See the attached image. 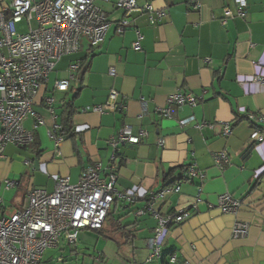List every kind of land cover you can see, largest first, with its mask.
<instances>
[{
  "label": "crops",
  "instance_id": "0c3cea01",
  "mask_svg": "<svg viewBox=\"0 0 264 264\" xmlns=\"http://www.w3.org/2000/svg\"><path fill=\"white\" fill-rule=\"evenodd\" d=\"M116 1L95 2L109 21L101 44L90 53L88 42L81 39L77 55L61 58L39 91L33 110L43 124L33 130L34 119L24 122L26 129L37 134L39 154L7 146L0 158V182L16 178L15 188H19L26 180L22 202L13 211L24 208L29 190L52 192L59 177L75 184L89 166L100 164L99 176L107 180L112 165L108 141L129 126L133 134L143 130L146 137L139 145L118 149L121 166L116 169V190L134 194L138 200L128 203L116 198L101 231L80 230L102 240L93 253L88 247L79 251L78 236L72 244L62 239L57 263L169 264V257L175 255L174 264H264V138L258 140L256 130L260 129L251 128L244 118L264 115V84L253 81L257 76L264 78V0H246L245 17L228 19L225 25L220 22L223 9L234 12L232 0H199L197 11L190 8L192 0H136L139 7L151 4L165 11L166 17L154 24L145 13L125 15L115 9ZM123 20L127 25L119 34ZM86 57L89 68L82 85L71 82L66 92L56 90L55 83L67 78L68 67ZM110 69L114 76L109 75ZM77 89L72 125L78 134L56 147L51 136L62 132L63 105ZM110 91L117 93L115 103L123 107L91 111L107 103ZM176 93H190L198 103L169 107L167 100ZM45 98L53 99V116ZM167 108L171 117L160 112ZM189 118L191 122L179 125ZM224 123L233 128L225 138L221 135ZM201 124L212 128L199 129ZM76 146L82 156L79 162ZM7 148L9 156H5ZM221 152L228 163L218 167L214 156ZM191 165L203 177L184 178L178 193L165 194L152 209L163 217L182 210H190L192 216L163 232L158 239L161 259L149 261L148 240L157 222L147 211L148 195L175 181L180 171L165 179L171 169ZM3 192L7 191L1 189V196ZM222 194L240 200L236 213L222 214L215 208ZM209 205L214 208L208 209ZM139 211L143 214L138 215ZM236 221L248 224L244 238L232 237Z\"/></svg>",
  "mask_w": 264,
  "mask_h": 264
},
{
  "label": "built area",
  "instance_id": "2783aa9c",
  "mask_svg": "<svg viewBox=\"0 0 264 264\" xmlns=\"http://www.w3.org/2000/svg\"><path fill=\"white\" fill-rule=\"evenodd\" d=\"M111 3V0H7L0 5V158L3 157L8 145L22 148L28 146L33 139V130L43 124L33 110L36 97L48 80V75L55 65L65 56L76 54L80 50L82 37L86 38L89 47L94 49L103 41L109 27L107 14L95 2ZM235 11L223 9L221 24L235 17L246 15V0H232ZM113 7L128 15L140 12L148 15L150 23L160 22L166 17L165 11L156 10L151 4L139 7L136 0H117ZM190 8L199 10V0H192ZM26 22L29 30L26 34L16 31V24ZM35 23L32 29L31 23ZM127 21L123 20L117 28V33L125 31ZM139 38V37H138ZM138 49V43L133 44ZM78 61L67 69V78L57 81L55 89L66 92L79 70ZM109 75L114 76L113 69ZM253 81L264 84V78L254 77ZM117 93L110 91L107 103L94 106L91 111L102 113L121 109L116 105ZM49 114L53 116V99L45 98ZM168 106L194 107L198 100L190 93H176L167 100ZM166 117H171L170 110L160 111ZM27 119H34L33 130L24 127ZM247 121L264 126V115L247 114ZM192 118L179 121L180 126L191 122ZM199 129L211 125L201 124ZM57 129V127L55 126ZM233 128L229 123L222 125V137H229ZM258 140L264 138V130H256ZM55 146L63 141L62 132L51 136ZM146 137V132L140 130L133 134L131 127L124 126L116 136L111 137L108 145L111 149V167L107 180L99 176L100 164L85 168L78 181L71 184L68 177H59L54 190H29L26 204L22 210L3 212L4 201L1 189L10 191L17 186L15 181L6 179L0 182V264H41L48 249L57 248L63 239L65 242L76 243L80 230H100L104 226L106 215L115 198L133 203L137 196L130 193H119L116 190V169L118 149L127 144L139 145ZM162 140L158 142L159 145ZM224 152L214 156L215 165L222 167L228 163ZM203 173L191 165L175 176L173 186L166 187L157 193L148 195L147 211L153 214L157 222L153 236L148 240L150 249L149 261L161 259V248L158 239L170 226L181 225L188 221L192 213L182 210L167 216H161L152 209L155 201L164 198L165 194L178 193L181 181L201 179ZM200 192V190H199ZM199 202V197L196 199ZM241 207L240 200L230 194L218 197L217 208L222 214H234ZM195 208V207H194ZM214 206L209 205L208 209ZM6 210V209H5ZM143 214L142 211L137 213ZM248 224L236 221L232 228V237L244 238L248 233ZM176 262V256L169 257V264Z\"/></svg>",
  "mask_w": 264,
  "mask_h": 264
},
{
  "label": "trees",
  "instance_id": "16d2710c",
  "mask_svg": "<svg viewBox=\"0 0 264 264\" xmlns=\"http://www.w3.org/2000/svg\"><path fill=\"white\" fill-rule=\"evenodd\" d=\"M89 52L92 53V49L91 48L89 49ZM78 62L80 64V67H79V70L77 71L76 75H74L73 82H77L78 81V83L81 84L83 82L84 76L88 72L89 65L87 64V57L83 58L81 60H78ZM79 92H80V89H77V91L74 94V96L71 99V101L65 102L64 105H63L62 125H61L63 139H74V136H76L78 134V133L75 132L74 127L72 125V118H73V116L75 114V109H74V107L72 105V102L78 96ZM246 117H247V114L244 117L245 120L247 121ZM237 122L238 121H236L235 123H237ZM248 123L250 124L251 128L262 130L261 125H257L254 122H250V121ZM32 137H33L32 142L28 146L22 147L21 150H24V151H29L30 150L31 152H35L36 155H38L39 154L38 153L39 141H38L37 134H33ZM74 151H75V154H76V156L78 158V162H79V160L82 159L81 152H79V149H78L77 146H76V150H74ZM118 165L121 166V162ZM186 169H187L186 166L185 167H180L178 169H171L169 171L168 175L165 176V179H167L169 176L173 175V173L176 172V171H180L181 174H183V172ZM174 183H175V181H172L171 183H169L167 185V187L168 186H172ZM115 199L113 200L112 204L115 202ZM112 204H111V206H112ZM112 211H113V208L110 207V209L107 212L105 222H106V220H108L111 217ZM3 212H6V210L4 209L2 211V213ZM105 222H104V224H105ZM101 230L102 229H100V230H92V231H101Z\"/></svg>",
  "mask_w": 264,
  "mask_h": 264
},
{
  "label": "rangeland",
  "instance_id": "374dc122",
  "mask_svg": "<svg viewBox=\"0 0 264 264\" xmlns=\"http://www.w3.org/2000/svg\"><path fill=\"white\" fill-rule=\"evenodd\" d=\"M7 0H4V2H6ZM31 27L32 29L35 28V23L32 22L31 23ZM29 30V27H28V24L26 22H22V23H18L16 24V31L19 33V34H26ZM86 39L85 37H82V41ZM78 53V52H77ZM76 54H73V55H77ZM71 55V56H73ZM66 57V56H65ZM9 147H15V146H12V145H8ZM17 148V147H15ZM18 149V148H17ZM9 151L10 149L7 148L6 152H5V156H9ZM24 151V150H22ZM10 180L12 181H16L18 179H14V178H10ZM24 183H26V180L23 179L22 181V184L20 185L19 188H15V189H11L10 191H7V192H3L2 193V198L4 200V207L7 209L8 212H12L13 211V208H15V206H18L17 204H20L22 202V194L24 192ZM22 209V208H21ZM81 232V231H80ZM78 234V249L79 251H82L84 250L85 247H88V251L93 253L94 250L93 248L97 246V244L101 243L102 240L100 239H97L96 236L93 234V233H88V232H81ZM84 233V235H83ZM87 235H86V234ZM61 242V241H60ZM59 242V244H60ZM58 244V245H59ZM62 245V244H61ZM87 253V252H85ZM97 253V252H96ZM61 253L59 252L58 248H51V249H48L44 256H43V260L41 261V264H71L72 262H74L73 260L68 262V263H57V258H60ZM80 264L78 262H75V264Z\"/></svg>",
  "mask_w": 264,
  "mask_h": 264
}]
</instances>
